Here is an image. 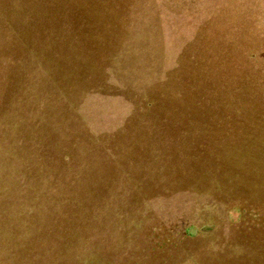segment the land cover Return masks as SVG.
Listing matches in <instances>:
<instances>
[{
  "label": "rangeland",
  "instance_id": "obj_1",
  "mask_svg": "<svg viewBox=\"0 0 264 264\" xmlns=\"http://www.w3.org/2000/svg\"><path fill=\"white\" fill-rule=\"evenodd\" d=\"M0 175V264H264V0H0Z\"/></svg>",
  "mask_w": 264,
  "mask_h": 264
},
{
  "label": "trees",
  "instance_id": "obj_2",
  "mask_svg": "<svg viewBox=\"0 0 264 264\" xmlns=\"http://www.w3.org/2000/svg\"><path fill=\"white\" fill-rule=\"evenodd\" d=\"M2 177L3 176L0 175V180L2 179ZM4 179L0 181V206L1 205L5 206L9 204V206L11 207L5 206V208L13 210L16 209L18 206L19 207L23 206V203L31 204L33 200H40L42 198L41 196L34 195L37 193L36 191H38L39 188L33 185L32 183L26 182L23 178L17 177L14 180L12 179L11 181H7V182L6 180L4 181ZM4 183H6V186L3 187ZM33 197L35 198L33 199ZM7 200H11L12 202L10 203L6 202ZM42 204H45V201ZM38 208L39 210L37 209L35 210L45 214H55L57 211V210L56 211L50 210L48 207L45 206H41ZM153 234H155V232H153Z\"/></svg>",
  "mask_w": 264,
  "mask_h": 264
}]
</instances>
